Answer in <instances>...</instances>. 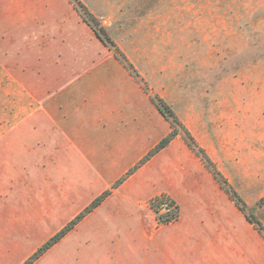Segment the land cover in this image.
Returning a JSON list of instances; mask_svg holds the SVG:
<instances>
[{"label":"crops","instance_id":"obj_1","mask_svg":"<svg viewBox=\"0 0 264 264\" xmlns=\"http://www.w3.org/2000/svg\"><path fill=\"white\" fill-rule=\"evenodd\" d=\"M170 130L68 0H0V260L28 259L109 191L38 259L264 264V238L179 134L139 164ZM161 193L179 209L167 224L148 204Z\"/></svg>","mask_w":264,"mask_h":264},{"label":"rangeland","instance_id":"obj_2","mask_svg":"<svg viewBox=\"0 0 264 264\" xmlns=\"http://www.w3.org/2000/svg\"><path fill=\"white\" fill-rule=\"evenodd\" d=\"M81 1L264 226V0ZM148 204L159 224L179 216L166 193Z\"/></svg>","mask_w":264,"mask_h":264},{"label":"trees","instance_id":"obj_3","mask_svg":"<svg viewBox=\"0 0 264 264\" xmlns=\"http://www.w3.org/2000/svg\"><path fill=\"white\" fill-rule=\"evenodd\" d=\"M69 2L74 6L76 11L79 13L83 21L91 28L95 35L101 40V42L109 48L119 60V62L129 71V73L137 80V73L134 66L128 61L123 52L116 45L114 40L111 38L106 30V27L101 24L98 18L87 8V6L81 0H69ZM151 101L155 104L159 112L167 119L170 123V132L163 137L153 149H151L147 155L141 160V162L146 161L163 147H165L176 135H180L188 147L203 161L208 169H210V161L207 158L204 151L196 144L194 138L190 132L181 124L174 110L160 97H150ZM211 170V169H210ZM213 176L220 184V186L227 192L229 197L235 202L239 210L245 215V217L251 222L259 233L264 238V226L262 223L250 212H247L245 204L239 197V195L231 188L225 187L224 183L221 182L216 173L213 172ZM122 180V179H121ZM117 181L115 186L121 181ZM109 194V191L103 192L100 196L95 198L84 211L79 213L73 220H71L65 227H63L59 232L48 239L42 246H40L33 255H31L24 264L33 263L41 254H43L49 247H51L55 242H57L63 235H65L75 224L81 220L88 212L93 208L98 206L101 201Z\"/></svg>","mask_w":264,"mask_h":264},{"label":"built area","instance_id":"obj_4","mask_svg":"<svg viewBox=\"0 0 264 264\" xmlns=\"http://www.w3.org/2000/svg\"><path fill=\"white\" fill-rule=\"evenodd\" d=\"M167 210H169V209L167 208Z\"/></svg>","mask_w":264,"mask_h":264}]
</instances>
